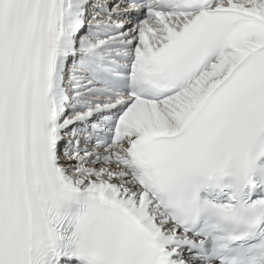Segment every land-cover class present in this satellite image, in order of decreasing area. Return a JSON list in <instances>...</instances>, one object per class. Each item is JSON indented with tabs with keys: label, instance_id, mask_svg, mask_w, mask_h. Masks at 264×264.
Segmentation results:
<instances>
[{
	"label": "snow or ice",
	"instance_id": "1",
	"mask_svg": "<svg viewBox=\"0 0 264 264\" xmlns=\"http://www.w3.org/2000/svg\"><path fill=\"white\" fill-rule=\"evenodd\" d=\"M0 264H264V0H0Z\"/></svg>",
	"mask_w": 264,
	"mask_h": 264
}]
</instances>
